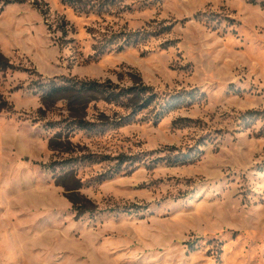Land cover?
<instances>
[{
  "label": "rangeland",
  "instance_id": "rangeland-1",
  "mask_svg": "<svg viewBox=\"0 0 264 264\" xmlns=\"http://www.w3.org/2000/svg\"><path fill=\"white\" fill-rule=\"evenodd\" d=\"M13 1L0 264H264V0ZM92 83L151 92L40 111Z\"/></svg>",
  "mask_w": 264,
  "mask_h": 264
},
{
  "label": "trees",
  "instance_id": "trees-1",
  "mask_svg": "<svg viewBox=\"0 0 264 264\" xmlns=\"http://www.w3.org/2000/svg\"><path fill=\"white\" fill-rule=\"evenodd\" d=\"M13 2V0H0V9L3 10L4 7ZM14 67L15 66L6 56H4L0 49V72L8 71L10 69H13ZM147 92H151L149 88L132 87L131 89L121 90L112 84L98 83H92L89 85L80 84L78 87L73 85L52 87L42 95V108L40 111L43 112L44 110L56 107L58 103H63L65 104L68 111L74 115L76 121L79 122L82 126L84 122L82 118L84 117V115L82 114L86 110L88 104L91 103L89 99L91 94H101L106 98L107 101H111L110 98H113L112 100H115L123 96H133L134 98H140L142 94H145ZM153 100L154 96L150 95L145 106L152 104ZM10 110L11 106L9 102L0 93V115L9 113ZM59 145L60 142H58L57 138H53L50 140L49 146L51 150L57 151ZM71 175H73V171H69L66 174V176ZM62 186L65 188V191L68 194V198L73 205V209L77 211L79 215L85 213V211L87 210L83 209V207L80 206L79 202L77 201V195L75 192V190L77 189L68 187L66 185Z\"/></svg>",
  "mask_w": 264,
  "mask_h": 264
}]
</instances>
